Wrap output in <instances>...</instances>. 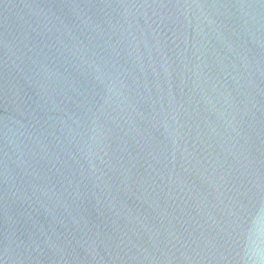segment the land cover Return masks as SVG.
Wrapping results in <instances>:
<instances>
[{"label":"water","instance_id":"95a60500","mask_svg":"<svg viewBox=\"0 0 264 264\" xmlns=\"http://www.w3.org/2000/svg\"><path fill=\"white\" fill-rule=\"evenodd\" d=\"M0 264H264V0H0Z\"/></svg>","mask_w":264,"mask_h":264}]
</instances>
